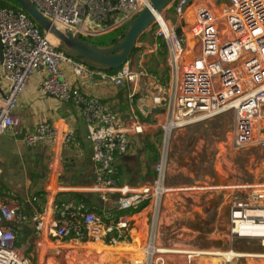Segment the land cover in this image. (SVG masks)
Returning a JSON list of instances; mask_svg holds the SVG:
<instances>
[{
  "label": "built area",
  "instance_id": "2783aa9c",
  "mask_svg": "<svg viewBox=\"0 0 264 264\" xmlns=\"http://www.w3.org/2000/svg\"><path fill=\"white\" fill-rule=\"evenodd\" d=\"M32 2L58 28L89 42L125 28L150 4V0ZM190 6V0H174L156 14L147 30L151 32L152 43L137 42L136 48L142 49L137 66L131 57L115 71L80 61L59 49L51 36L20 7L0 8L1 75L7 83L6 94L0 97V135H18L29 147H50L56 155L50 169L58 174L60 149L76 147L82 151L76 132L57 126L52 120L38 121L32 131H23L21 119L14 115V110L31 76L37 74L43 95L77 108L88 130L86 141L92 175L88 184L73 187L56 184L54 193L44 188L33 195V202L42 198L47 201L46 205L36 207L32 216L28 215L24 202L0 178V264H31L18 247L20 228L28 221L42 233L41 244L46 241L52 245L55 242L67 246L89 243L111 246L131 234L134 220L129 212L148 202L152 207L151 230L156 231L165 196L197 189L224 196L221 205L226 210L229 251L235 250L237 240L258 241L264 247V182L198 188L166 184L170 139L177 129L230 112L232 146L264 149V0H228L221 11L203 0L193 12V20L187 16ZM170 9L177 15L175 24L165 18ZM178 28L180 35L176 33ZM161 38L169 53L170 75L166 86L144 63L146 54L162 50L158 42ZM190 39L193 46H189ZM186 56L190 57L188 62L184 61ZM79 81L125 84L132 112L130 121L123 122L98 96L83 92L77 85ZM144 81H151L156 91L154 108L163 109V118L156 125L164 137V151L155 166L154 178L133 186L121 176V160L131 148V138L146 130V123L133 109L138 88ZM93 193L103 201L102 208L91 206L85 197H78L88 198ZM154 236L145 249L146 260L151 264H165L161 256L153 262L159 252ZM151 246L156 248L152 254L149 253ZM254 255L253 258H264V254ZM233 261L234 258L225 264ZM135 263L143 264V261Z\"/></svg>",
  "mask_w": 264,
  "mask_h": 264
},
{
  "label": "crops",
  "instance_id": "0c3cea01",
  "mask_svg": "<svg viewBox=\"0 0 264 264\" xmlns=\"http://www.w3.org/2000/svg\"><path fill=\"white\" fill-rule=\"evenodd\" d=\"M201 2L202 1L197 0L191 2L189 8V10H192L191 13L196 10ZM141 38L139 40L141 45L152 42L150 36H148L146 42H140ZM136 51L137 48L135 52ZM139 53L137 52L136 56H134V54L132 55V60L136 63L135 66H137ZM144 63L148 71L156 76L162 85L166 86L169 83V69L161 64L160 52L146 54L144 56ZM1 67L2 62H0V97H4L7 83L1 75ZM159 67L161 74L158 73L157 70ZM39 81L40 76L33 74L26 88L18 97V104L14 110V115L21 119L23 131H32L38 121L52 120L57 126L72 129L76 132L82 151L76 147L60 149L58 157L61 166L59 167L58 174L56 171L50 169L51 161L56 159V155L51 152L50 147L42 145L29 147L22 142L18 135L16 136L12 133L0 135V178L5 187L24 202L28 215L30 216H32L36 207L46 205L47 199L44 198L40 199L38 202L32 201L33 195L38 194L44 188H48L50 192L54 193L56 184L73 187L88 184L92 180L89 144L86 141L88 130L79 116L77 108L72 105L62 104L52 97L43 95L39 89ZM77 85L83 92L98 96L100 99V96H106L105 94H108L102 90V84H87L86 82L79 81ZM155 93L156 91L151 81H144L141 83L135 96L136 102L133 109L138 117L140 116L145 120L152 118L153 122L157 123L163 118V109L154 108L153 97ZM227 119L228 118H222L220 115L177 129L173 132V156L171 160L173 158V161H176V163L174 173L169 177L172 183H174L173 179L175 178L177 180L175 184L180 185L181 183V185H184L183 183H186L187 179H193L195 175V168H193L192 165L187 166L184 164L187 168V170H185V167L181 164H177V162L183 164L184 162H182V160H184L190 163L195 160L196 156L199 159L200 157L205 158V156L209 157L220 153L219 146L222 142H219V140H221V138L215 135H218V133L222 131L221 125L223 124H225L223 125V131L225 132L227 130L226 125L227 121H229ZM149 141H151L150 138L142 135L131 138L129 154L121 160V176L123 179L127 180L125 182L138 186L146 180V175L150 171L149 163L153 160L152 151L147 144ZM47 149H49L51 153L50 160L47 166L42 167ZM183 157L185 159H183ZM215 167L216 166L212 167L213 169L210 170V172H205L209 170L210 167L208 165L204 166L203 184L217 183L216 185H222L220 183L222 180L216 181L222 178L220 175H216ZM59 175L60 178L58 177ZM183 179H185V182H183ZM227 183L228 181L225 182V184ZM196 200L183 199L181 195L172 193L167 194L163 199L159 213L158 230L160 233L170 237L167 241L168 245L171 246L172 239L175 238L176 242L179 237L185 235L187 232H192L193 235L202 234L206 231H209L208 233L213 235L217 232V223L220 217L224 216L226 212L223 205H221L222 200L205 199V204H208L207 212L202 211V207L205 208V206L201 204L200 199ZM129 213L134 220V227L131 231L130 238L129 240L116 242L113 245H120L122 242L128 245L127 249L131 248L127 251L128 253H136V248L143 247L146 243L148 226L152 218V207L146 202L139 207L138 210ZM207 215L209 216L208 218H206ZM143 224L146 226L145 235L142 230ZM225 228L226 224H224V229ZM22 233L30 234V237L37 241L38 246L44 245V249L47 245L49 246L46 241L41 244L42 233L36 231L31 221L22 225L19 231V238ZM113 245L110 247L114 248L115 246ZM112 250L113 252L115 251L114 249ZM48 251H52V249ZM221 254L226 258L225 261H230L232 258L230 251ZM50 259L51 258H49V260ZM235 263L236 262L233 261L231 264Z\"/></svg>",
  "mask_w": 264,
  "mask_h": 264
},
{
  "label": "rangeland",
  "instance_id": "374dc122",
  "mask_svg": "<svg viewBox=\"0 0 264 264\" xmlns=\"http://www.w3.org/2000/svg\"><path fill=\"white\" fill-rule=\"evenodd\" d=\"M192 1L193 0H190V2ZM205 1H208L213 6H215L217 11L224 9V6L228 2V0H204V2ZM191 12L192 10H190L189 14L187 15L189 19H191L194 15ZM165 18L171 24H175L177 21V15L173 9H170L165 13ZM127 27L128 26L110 34H105L97 39L89 40L95 44H109L113 39H121L122 33L127 29ZM150 34L151 32L147 31L144 36H142L140 42H146V39L148 36H150ZM51 39L56 45L60 46L59 42L55 38L51 37ZM158 42L162 45V50L160 51L161 64L168 69L167 60L169 58V53L167 47L164 45V40L162 38L159 39ZM150 43L152 42H149V44ZM141 51V48L137 49V51L134 53V56L137 55V52L139 53ZM189 59L190 57L186 56L184 61L188 62ZM157 70L158 73L161 74L160 67ZM102 90L108 94H105L106 96H100L101 99H104L106 103L117 112L123 122H129L132 116L130 105L125 101V99L122 100V98L119 97V88L115 85L102 84ZM221 117L228 118L227 120L229 121H227L226 125L227 130L225 132L223 131V125H225L223 124L221 125L222 131H220L218 135H215L221 138V140H219V142H222L219 146L220 153L211 155L209 157L205 156V158L200 157L199 159L196 156L195 160L191 161L190 163L184 160H182V162H184L183 164L181 162H177V164H181L183 167H185V170H187L185 165H192V167L195 168V175L193 176V179H187L186 183H183L184 185H181V183L180 185L175 184L177 180L174 177H172L174 178V183H172L171 179L169 178L170 175L174 173V167L176 163V161H173V158L171 160V157L173 156V138L170 139L166 184L172 186L196 188L201 186H215L217 183H202L204 181V166L207 165L210 167V169L206 170L205 172H210V170L213 169L212 167L216 166V175H220L222 178H219L220 180L217 179L216 181L222 180V182H220L221 184H225L226 181H228L227 184L264 182V149L260 148L259 146H251L244 149L234 148L231 142V132L233 126L232 113H225L221 115ZM139 119L146 123L147 126L151 124L150 128L146 126V130L144 134H142V136H147V138H150L151 141L147 142V144L153 154V160L151 163H149L150 171L146 175V180L143 182L145 183L152 180L155 176V166L164 151V137L161 130L157 127L156 122H153L152 118L145 120L139 116ZM50 156L51 153L49 149H47L45 158L42 162V167L47 166ZM183 159L185 158L183 157ZM123 180L124 182L127 181L126 179ZM183 182H185V179H183ZM172 194L181 195L183 199H200L201 204L205 206V208L202 207L203 212H207L208 210V204H205V199H225L223 195L218 196L219 194L211 190L197 189L188 192H173ZM208 217L209 216L207 215L206 218ZM225 223L226 218L224 216L220 217L217 223L218 230L213 235H210V233H208L209 231L198 235H193L192 232H187L185 235L179 237L178 241L176 242L174 238L176 236H174V239L171 240V246L167 243L170 237L160 233L158 230L159 222L157 224L156 231H152L151 225L149 224L146 243L143 245V247L139 246L140 248H136V253H128L127 251H129L131 248L127 249L128 245L122 242V245H113L115 247H112L111 249L105 246L101 247V250H103L101 253L95 251L94 246L92 245L67 246L56 244L55 242H53V245H47L44 249V245L42 244L38 246L37 241L32 239L30 234L23 233L18 239V247L29 258L31 264H136V260L143 261V264H151L150 260H146L144 252L146 247L149 245L151 237L155 235L154 237H156V242L154 244L159 252L158 255L154 257L153 262H155L157 257L161 256L163 257L165 264H190L189 260L192 261V264H225L226 258L223 257V254L221 253L228 252L230 248V243L227 237V228L224 229ZM142 230L145 235V224L142 225ZM129 238L130 235L127 234L122 237L121 240H129ZM234 248L235 250H232L231 259L234 258V262H236L235 264H264V258H253L256 256L254 254H264V247L258 241L237 240L234 244ZM49 249H52V251H48ZM112 249L115 251L113 252ZM219 253L221 256L217 255ZM49 258L51 259L49 260ZM216 258L218 259L213 260Z\"/></svg>",
  "mask_w": 264,
  "mask_h": 264
},
{
  "label": "water",
  "instance_id": "95a60500",
  "mask_svg": "<svg viewBox=\"0 0 264 264\" xmlns=\"http://www.w3.org/2000/svg\"><path fill=\"white\" fill-rule=\"evenodd\" d=\"M31 19L48 35L55 38L62 49L76 59L106 68L110 71L120 69L134 54L140 37L150 28L155 15L160 14L174 0H150V4L130 22L119 40L99 45L82 39L70 31L58 28L51 20L39 12L32 0H14ZM180 35L181 29L176 30ZM3 61V44L0 39V62ZM87 201L91 206L102 208L103 201L97 194H90Z\"/></svg>",
  "mask_w": 264,
  "mask_h": 264
},
{
  "label": "trees",
  "instance_id": "16d2710c",
  "mask_svg": "<svg viewBox=\"0 0 264 264\" xmlns=\"http://www.w3.org/2000/svg\"><path fill=\"white\" fill-rule=\"evenodd\" d=\"M2 7H19V5H18V3H16L14 0H0V8H2ZM145 34V33H144ZM144 34L142 35V36H144ZM141 36V37H142ZM140 37V38H141ZM117 40V39H116ZM99 45H102V43L101 44H99ZM58 48L59 49H62L61 48V46H58ZM62 50H64V49H62ZM65 52H67L66 50H64ZM68 53V52H67ZM116 87H118L119 88V93H118V95H119V97H121L122 98V100L123 99H125V101L128 103V98H127V94H128V91H127V86L125 85V84H123V85H119V86H116ZM124 96H125V98H124ZM104 103H106V101L104 100V99H101ZM115 111V110H114ZM116 112V111H115ZM117 113V112H116ZM77 137H78V135H77ZM78 141H79V138H78ZM78 197H85L86 199L85 200H87V197L86 196H84V195H78Z\"/></svg>",
  "mask_w": 264,
  "mask_h": 264
},
{
  "label": "bare ground",
  "instance_id": "6f19581e",
  "mask_svg": "<svg viewBox=\"0 0 264 264\" xmlns=\"http://www.w3.org/2000/svg\"><path fill=\"white\" fill-rule=\"evenodd\" d=\"M189 18V17H188ZM191 20H193V16H192V18H191ZM191 22V21H190ZM52 37V36H51ZM190 41V43H189V46H193V40H189ZM190 60V59H189ZM45 242V241H44ZM89 245H92V246H94V250L95 251H98V253H101L103 250H101V247H104L103 246V244H101V243H89ZM100 247H99V246ZM122 245V244H121ZM96 247V248H95ZM106 247H108V248H110L111 249V247L110 246H106ZM89 249V248H88ZM156 251V248H154L153 246H151V249L149 250V253L150 254H152L153 252H155ZM231 252V254H232V250L230 251ZM108 253V252H107ZM218 256L220 255V253L219 254H217ZM221 256V255H220ZM258 256V255H257ZM218 258H216V259H213V260H217Z\"/></svg>",
  "mask_w": 264,
  "mask_h": 264
}]
</instances>
